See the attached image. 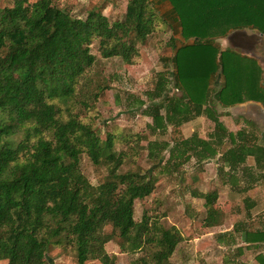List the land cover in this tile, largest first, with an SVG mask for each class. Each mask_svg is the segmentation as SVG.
I'll use <instances>...</instances> for the list:
<instances>
[{
    "label": "trees",
    "instance_id": "16d2710c",
    "mask_svg": "<svg viewBox=\"0 0 264 264\" xmlns=\"http://www.w3.org/2000/svg\"><path fill=\"white\" fill-rule=\"evenodd\" d=\"M58 1L12 0L0 6V262L50 264L49 248L60 247L72 249L75 264H117L105 248L114 242L120 253H141L128 264H175L171 257L182 241L179 230L165 227L163 214L144 211L140 221L133 217L135 201L154 192L164 171L157 166L152 172L138 167L121 171L144 149V136H120L126 150L116 153L118 138L100 137L88 118L106 88L96 84L91 72L97 60L91 45L96 44L102 59L120 58L130 65L138 45L170 19L168 26L178 37L166 43L173 51L167 60L181 96L164 94L168 82L160 74L150 94L158 101L142 113L152 118L156 131L204 116L214 124L210 137L217 149L228 139L234 143L222 162L230 176L242 179L248 157L261 167L264 145L244 131L234 135L220 117L246 102L264 109V68L232 45L222 49L216 40L234 32L264 36V0H162L170 6L165 17L148 0H128L123 19L114 22L99 7L88 10L84 19L73 17ZM153 145L160 151L156 158L164 151L169 159L180 158L173 165L177 169L192 155L203 161L209 158L206 151L214 153L196 136L174 138L173 146ZM82 157L93 166L96 184L84 174ZM248 179L256 180L252 174ZM191 194L204 200L202 226H220L218 193ZM242 237L245 243H264V231H243Z\"/></svg>",
    "mask_w": 264,
    "mask_h": 264
},
{
    "label": "rangeland",
    "instance_id": "374dc122",
    "mask_svg": "<svg viewBox=\"0 0 264 264\" xmlns=\"http://www.w3.org/2000/svg\"><path fill=\"white\" fill-rule=\"evenodd\" d=\"M127 1L59 0L58 6L70 9L73 17L82 19L86 17L88 10L99 7L108 20L114 22L123 19ZM148 1L155 13L165 17L167 12L165 7L169 8L167 2ZM11 2L12 0H0V6H10ZM168 25H172L170 19L165 25L159 23L146 44L138 45V56L130 65L123 63L120 58L102 59L96 44L92 43L91 52L97 60L91 72L96 76V84L106 88L100 94L95 108L88 113V118L100 137L105 138L106 134H114L118 138L115 143L116 153L126 150L125 142L119 141L120 136L126 138L137 133L144 136L145 139L140 142L144 149H141L129 164H125L121 171L138 167L152 172L156 166L164 171L159 174L154 192L147 198L135 201L133 217L135 221H140L144 211L149 215L163 214L161 223L165 227L174 226L179 230L182 241L171 257L173 263L261 264L258 257L264 260V243L257 245L245 243L242 241V235L243 231L247 230L264 231V186L256 184L253 186L254 190H247L245 178L241 179L238 175L230 176L231 172L227 171L228 167L222 162V158L223 152L234 143L228 139L223 147L217 149L210 137L214 124L204 116L184 123L179 128L168 125L165 130L156 131L152 129V118L142 113L147 106H153L158 101V99L151 100L150 94L154 92L160 74H164L168 82L164 94L169 97L181 96L180 92L174 89V70L167 60L172 56L173 51L166 45L172 36L177 38L178 33L172 34ZM232 34L229 36L232 37ZM246 34H249L248 38L254 36L252 31H246ZM255 36L259 39L256 48L246 53L255 58L264 68V36H259L257 33ZM227 37L216 40L222 49L232 47ZM236 46L233 45L234 48ZM163 58L166 60L163 61ZM220 110L218 108L217 111L220 112ZM225 111H228L229 115L220 117V120L227 130L234 135L244 131L248 137L255 138L259 146L264 145V109L260 105L255 107L246 102ZM161 114L164 117L163 109ZM192 136H196L197 140L202 139L208 142L210 148H214V153L206 151L209 158L203 161L192 155L179 169L173 165L180 158L169 159L171 155L168 151H164L161 158H156L160 151L154 145L150 146V143L154 142L159 145L162 142H168L170 146H173L174 138L189 139ZM236 139L240 140L238 135ZM150 150L153 152L152 157L148 155ZM189 153L191 151H187L186 154ZM182 155L185 156V154ZM246 164L256 167L254 158L252 162V159L248 157ZM81 165L90 182L96 184L98 178L86 157L81 158ZM194 190L198 193L212 191L218 193L217 205L223 214L220 226L211 229L202 226L205 217L204 200L194 198L191 194ZM248 205L251 206L250 209H247ZM105 231H108V228H105ZM105 248L109 255H115L117 264H128L132 259L141 256V253H120L114 242L107 244ZM47 258L50 264H75L72 249L69 248L51 247L47 252ZM0 264H6V262L1 261ZM87 264L101 263L91 261Z\"/></svg>",
    "mask_w": 264,
    "mask_h": 264
},
{
    "label": "crops",
    "instance_id": "0c3cea01",
    "mask_svg": "<svg viewBox=\"0 0 264 264\" xmlns=\"http://www.w3.org/2000/svg\"><path fill=\"white\" fill-rule=\"evenodd\" d=\"M169 8H170V6H169ZM169 8H166L165 7V9H166V11L168 12V10H169ZM241 33H243V32H235L234 34H241ZM234 34H232V35H234ZM245 34V33H244ZM247 35H249V34H247ZM231 36H229V38H230ZM231 41H229V43H230ZM255 46V45H254ZM256 47H254V49H255ZM235 49V48H234ZM235 50H239V49H235ZM239 52H241L242 54H245L246 52H248V51H241V50H239ZM245 55H247V53L245 54ZM248 56H251V55H249V53H248ZM248 103H250V104H253V103H251V102H248ZM238 105H241V104H238ZM255 107H257V105L258 104H253ZM199 118V117H198ZM197 119V118H196ZM225 126V125H224ZM228 131H230V130H228ZM249 158H251L252 159V162H253V158L252 157H249ZM244 168H245V175H246V177H245V183H246V188L245 189H247V190H254V188L255 187H253V186H256V184H259V186H264V161L263 162H261V167L260 168H256L255 166H253L252 167V165H247L246 163H245V165H244ZM249 174H252L253 175V180L256 178V180L255 181H253V182H250L249 181V179H248V176H249ZM249 188V189H248ZM264 192V191H263ZM263 220H264V218H263ZM263 260V259H262ZM264 261V260H263Z\"/></svg>",
    "mask_w": 264,
    "mask_h": 264
},
{
    "label": "flooded vegetation",
    "instance_id": "af4514ba",
    "mask_svg": "<svg viewBox=\"0 0 264 264\" xmlns=\"http://www.w3.org/2000/svg\"><path fill=\"white\" fill-rule=\"evenodd\" d=\"M249 35L241 33V34H234L232 37L227 38L229 39L230 44L237 45L235 48L242 50V51H248V50H254V47L259 42V39L256 38V36H252L251 38H248ZM255 39V40H254ZM255 44V46H254ZM232 45V46H233Z\"/></svg>",
    "mask_w": 264,
    "mask_h": 264
},
{
    "label": "water",
    "instance_id": "95a60500",
    "mask_svg": "<svg viewBox=\"0 0 264 264\" xmlns=\"http://www.w3.org/2000/svg\"><path fill=\"white\" fill-rule=\"evenodd\" d=\"M227 38H229V36Z\"/></svg>",
    "mask_w": 264,
    "mask_h": 264
}]
</instances>
